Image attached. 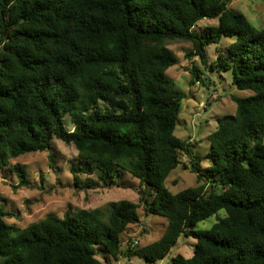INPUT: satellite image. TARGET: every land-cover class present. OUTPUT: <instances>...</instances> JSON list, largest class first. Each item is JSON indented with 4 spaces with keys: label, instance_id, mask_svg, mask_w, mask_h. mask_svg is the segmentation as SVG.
I'll list each match as a JSON object with an SVG mask.
<instances>
[{
    "label": "trees",
    "instance_id": "trees-1",
    "mask_svg": "<svg viewBox=\"0 0 264 264\" xmlns=\"http://www.w3.org/2000/svg\"><path fill=\"white\" fill-rule=\"evenodd\" d=\"M228 5L0 0V170L9 168L25 186V166L10 162L45 152L56 139L77 152L79 163L70 166L76 187L95 174L112 185L123 171L139 181L138 203L48 215L21 230L0 208V264L155 263L181 237L195 240L193 254L170 264H264V27ZM203 19L218 23L194 33ZM223 38L235 41L207 64L206 47ZM175 41L191 43L209 71H230L232 85L251 92L233 97L235 114L217 120L206 168L174 134L183 97L166 72L177 63L168 47ZM191 74L201 79L196 67ZM181 156L197 185L172 194L164 183ZM140 209L165 218L164 232L147 246L124 247L121 235L140 223ZM221 210L225 217L210 229H195Z\"/></svg>",
    "mask_w": 264,
    "mask_h": 264
},
{
    "label": "rangeland",
    "instance_id": "rangeland-1",
    "mask_svg": "<svg viewBox=\"0 0 264 264\" xmlns=\"http://www.w3.org/2000/svg\"><path fill=\"white\" fill-rule=\"evenodd\" d=\"M228 9L241 13L257 30L264 27V0H229ZM217 19H203L193 28L194 33H201L205 27L216 26ZM235 41V38H223L218 44L206 47V61L210 64L220 53ZM177 58V63L166 72V78L173 88L182 95L180 113L174 134L190 144L192 152L201 157V166H209L208 154L210 143L208 136L215 131L217 120L225 115H234L235 98H245L250 91H240L232 85L230 71L211 72L203 66L193 53V45L175 41L168 45ZM196 67L201 72V79L192 80L191 69ZM69 117L63 120L66 129H71ZM181 163L165 180V188L176 194L186 188L196 186V176L189 169L186 156H181ZM77 152L73 146H66L53 139L50 149L45 152L20 156L10 162L23 164L27 171V183L20 185L18 178L9 168L0 170V208L9 214L5 218L8 225L15 229L25 227L43 220L48 215L64 217L67 212L95 208L106 209L112 202L122 200L138 203L139 181L123 171L112 185L104 184L95 174L80 177V186L76 187L70 173V166L78 162ZM140 223L131 226L121 235L123 246L128 244L147 246L157 241L163 234L167 220L161 216L145 215L138 211ZM223 210L195 226L197 231H206L220 218L225 217ZM195 240L179 238L168 255L155 263L138 258H110V264H170L176 255L190 258L193 254ZM99 256L109 258L101 247L96 248ZM100 258V257H99ZM103 258H100L102 260Z\"/></svg>",
    "mask_w": 264,
    "mask_h": 264
}]
</instances>
